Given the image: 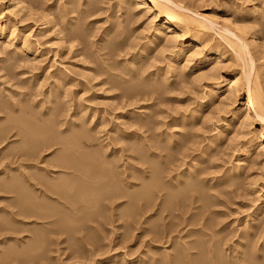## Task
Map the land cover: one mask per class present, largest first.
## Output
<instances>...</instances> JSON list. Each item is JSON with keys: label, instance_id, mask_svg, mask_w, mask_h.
<instances>
[{"label": "rangeland", "instance_id": "obj_1", "mask_svg": "<svg viewBox=\"0 0 264 264\" xmlns=\"http://www.w3.org/2000/svg\"><path fill=\"white\" fill-rule=\"evenodd\" d=\"M176 2H179L180 6H184L189 9L187 12L194 17H199V15H207L206 17H209L210 15H215V17L217 16V18H214L215 21L217 19L218 24H221L222 22V18L220 20L218 16L223 17L224 15H227L230 20H232L233 17H238L239 19L241 18V20L244 21V24L247 25L248 31L250 32L249 34H255L256 36H258V46H250L249 50L254 58V71L257 72L256 74L257 76H259L258 79L264 92V0H176ZM24 3H26L27 5H25ZM21 4L22 6H20ZM21 4L18 6V12L23 13H18L16 16V20L18 21L20 18L23 19V17L26 20H24L25 22L23 21V25L18 26L19 32L15 38L14 44H17L26 36H28L32 48L30 49V51L24 52V54H18V63H16L19 65V63L24 62V64L22 63L23 67L19 68V66L22 65L20 64L19 66H17V68L19 69L15 68V61H10L9 59L10 53L7 52L12 51L14 44L9 43L11 47L9 45V47L7 46L6 49V47L4 46H6L8 42H6V39L0 38V51H2L4 55L6 52V54L9 56V58L7 55V57H4L0 52V61H2V63L6 61L7 64L9 61L14 62V69L13 67H11L10 70L8 68L3 69L2 67H4V65L0 67V92L10 98L9 103L11 104L19 101L17 104L21 105V102H26L24 104V107L30 109L31 112H35L38 110V108L45 107L46 102L50 100L51 95L49 94V92L56 86L53 83L54 77H61L62 82L61 84H58L57 93L53 95V97H56V99L54 98L56 102L54 101L51 104V106L53 107L55 105H61L60 113L62 114H59L61 117L59 116L60 118H58L61 121H64H62L63 124L61 126L54 127L56 131H58L60 127L61 129H65L66 127L70 126L71 123L72 124L70 127L71 129H73L76 127V124L79 123L93 136L97 135L101 137V140H104V142L108 143V145L110 144L108 146L109 149H120L118 155L115 156V160H120L117 163L119 164V166L121 165L120 170L124 169V177H129L132 174L134 176H131L133 178V181H135L136 179L135 182L137 183L140 182L139 179H142L144 175H148V173H146L148 172V168L146 169V167L148 166V164H146V160L150 157V159H153L155 162L159 160L161 161L160 158H162L163 160L166 159L164 161L162 160V162H164L163 165L168 164L167 161H171V165H167L169 168L168 170L170 172L173 168L175 169L171 171V174H169L180 175L179 172L182 168L180 163H182V161L186 162L190 160V158H192L194 154L196 155L199 152V143L200 146H204V144L206 145L209 139L214 138L215 136L218 137L217 143L214 144V146L212 147V151L210 152L212 155L209 154L210 156H207L205 158V162L200 166V170L198 171L199 173L196 177L199 179L211 178V182H214L216 176L218 178L229 168H232L235 164V166L240 167L238 168L240 174L234 180L229 179V177L231 176L230 174L227 175V177L223 180V184L220 185V187L218 186V192H215V190H209V193L217 194H215L217 196V199H210L211 201L207 199V202L204 200L198 202L194 199L198 196V194L195 191H191L192 193L189 192L190 197H188V193L186 195L187 203H182V205L183 207H185V205H188L189 203V205L185 207L186 209H189L187 211V215L202 212V215L204 214L202 217L203 219L205 218L204 222H207V224H209V226L211 227V231H219L217 232V234H215V236L218 237L215 239H220L219 241L222 242L220 243L217 240L216 242H218V244L216 242L213 243L217 246V248L228 250V247L238 246L236 245L238 241H246L247 244L250 243L249 245L254 243L253 245L255 247L254 251L256 255H253L250 250L248 251L247 249H244V252L242 253L243 257L249 258L251 257V255H253V257L250 258L251 261L245 262L244 264H264V260H262V258L264 259V254L261 251V247L262 245H264V205L261 206L263 208L260 207L257 210L255 215H253L254 217L251 215L254 207L261 203V198L264 193V144H262L263 146H261V144L255 145L245 159L239 157L242 149L245 146V140L248 137L252 136V133L256 134L257 132H259L261 126L264 127V122H262L259 117L256 116L251 110V115H249L250 118L246 117L248 119V124L243 126L242 129L241 127L239 129L238 122L241 121L242 117L240 119H238V116L236 117L235 115V118L232 117L234 109L239 108L242 111L244 105L243 103L246 99L242 86L243 80H241L243 79V75L241 74V67L244 64V61H242L240 57L236 56V54L227 45L225 39L222 38L220 33H218L217 30L211 29L210 31H205L206 33L204 32V34L203 32L200 33V35L198 33L196 34L195 30L192 29V27H188V29L186 28L183 32L184 34L182 32V35L179 33L180 37H177L178 35H176L177 38H175V33L172 34L170 32H165L164 36L162 35V37L160 36L159 38L154 39V41L152 39L154 30L153 28L157 27L158 24L162 22V17L158 15L153 16L155 14V10L153 8L150 9L142 7V5H140L138 1L134 0H27ZM226 4L228 6H225ZM7 6L8 0H0V15H2V23H7L5 24V26L8 25V22L13 20V17L8 16V14L5 13V11H7ZM27 7L28 9H30V12L29 10L25 11ZM20 9L22 10L20 11ZM24 13H26V16ZM20 15L23 17H21ZM151 15L156 19L151 17ZM214 18L211 19L214 20ZM46 20L48 21V23H45ZM111 21L112 23H114V27L112 28L114 32L110 31L108 32V34H105L104 30H106L107 27L111 26ZM64 25H68L69 27L64 28ZM123 25L125 26V28H122ZM118 26L120 27V29H118ZM115 27L117 28L114 30ZM121 28L124 30H122ZM79 30L82 32L79 33L81 39L79 36L74 37L72 34L76 31L79 32ZM65 33L67 34L66 40L68 42L65 41L62 43L60 41V37ZM193 33H195L196 35H200V37L202 36V45L198 50L199 53H194L197 56L191 54V56L189 57L188 51H193V48L190 45H187L185 50H183L180 55L177 56V51L181 49L182 43L189 42L195 37V34ZM71 34L72 36H70ZM82 34H85L87 36L83 37ZM102 34L104 36L109 35L110 38H107V40ZM166 35H169V38L170 36H172L174 39H176L175 41H177L174 43L173 40V43L175 44L174 47H176L173 48L174 50L172 49V51L171 49H169L171 51L170 53L169 50H161V48L167 46V43L165 42L166 40H163L165 38L168 39L167 37H165ZM119 36L121 38L124 37V40L120 45H118V48L111 42L114 40V38H117ZM203 36L208 43L204 41L205 39L203 38ZM70 37L72 38V40ZM162 41H164L165 43H163ZM135 42L136 44L138 43L137 46ZM3 43H5L4 46ZM133 43L136 48L134 47V45L132 46ZM151 45L154 47L152 48ZM159 45H161L162 47H160ZM157 46L160 48L159 50ZM130 47L132 50L134 49V51H132ZM4 49H6V51ZM144 50L145 54L143 52ZM160 50L161 52L163 51V58L160 59L161 61L159 60V55L158 58L155 57ZM164 50L167 51V54L166 52H164ZM200 50H202L203 52H201ZM112 51L114 54L112 53ZM164 53L165 55H163ZM186 53H188V56ZM26 54L27 57L25 56ZM216 54L219 55L220 58ZM21 55L24 57L23 59L21 58ZM148 55H150V57H148ZM192 55L194 56V58L191 60V57H193ZM144 57H148V60L147 58L146 60H144ZM189 58L190 61L188 62ZM18 59H22L23 61L19 62ZM171 59L174 62H172ZM184 59H186V62L184 61ZM214 59H218L219 61H217L220 64ZM7 64L5 63V67ZM145 65L147 66V68L145 67ZM181 65L186 66V68H181ZM177 66L179 67V69ZM104 68H106L107 70ZM169 68H171V70ZM183 69H185V71ZM213 69L215 70V72H213V74H215V77L213 75L214 78L212 77L213 79H211V71H213ZM4 70L10 72V76H8L9 73H5L6 71ZM176 70H178L179 72H176ZM207 71L208 73L211 72V75L208 76L209 78L205 75L207 74ZM175 72L177 75L175 74ZM170 73H172L173 75H171ZM162 75H167V77L164 76L165 78H161ZM237 77L240 78L236 80V92L233 96L229 97V95H227V92L223 93L224 90H222L214 97V99L210 98L214 83L225 84L224 82H227V80H229L230 78L235 80ZM195 78L197 79V81L195 80ZM145 80L149 81L150 83L153 82V85L151 87L145 86L141 90L132 91L130 93L132 95L128 94L127 91H125L126 86L129 85L128 88H130V86H133V84H140V82L144 83ZM155 83L157 85L160 84V91L162 90L161 85L163 84V90L161 91V93L158 89H154V85H156ZM187 83H191L190 86ZM186 86L188 87V89H186ZM155 90H157L156 92L158 93L154 92ZM61 97L63 98L61 99ZM64 106L68 108H65ZM207 106L212 110H209ZM66 111L68 112L66 113ZM242 114L243 112L240 113V115ZM17 115L18 113L15 114V116ZM224 117L233 118L234 120L230 124H225L227 129L225 131L221 129V126L223 125L222 120L224 119ZM183 121L186 123H184ZM6 125L9 127L13 125V123H7ZM74 125L75 127L72 128V126ZM232 132H234L233 135ZM14 133V130H12L9 134V140L7 139L5 141V143L9 142V144H7L8 147L6 146L4 150H1V147H3L5 143L0 146V170L3 169V167H6L8 163L9 165L12 164L11 166H8L12 168H17L18 164L21 163V160L19 161L20 157L17 160V156L13 158L12 156H8L11 161L8 159V157L6 158L8 152H12L11 150L16 145L18 146L20 144V142H18L19 144H17V142L15 144L10 143L12 140L19 141V136L13 135ZM67 134L68 137H72L70 136L72 134L71 132ZM52 136L53 135H51L50 138L48 137V139H51ZM120 136L131 138L130 140H126V142L125 139L121 140ZM231 141H234L235 143ZM124 142L126 143L124 144ZM192 142H195L198 145L193 144ZM229 142H231L230 146ZM192 144L194 146H192ZM129 145L131 147H129ZM168 146H173L176 151L173 156L169 157L168 155L170 159H167V156L166 158L163 157L165 156L166 152H169L167 151ZM16 147L13 149L12 153H15V149L17 152ZM56 148L59 149L57 145H54L53 147H51V149L45 150L48 152H41V156L39 159L42 158V163L43 161H45V159L46 161L50 160L53 157L52 155L54 154V152H58ZM146 148L147 150H145ZM8 149L10 150L8 151ZM92 149L89 148L87 150ZM189 149L192 150L190 151ZM232 151L235 152L232 154ZM2 152L4 154H2ZM149 154L152 155L148 158L147 156H149ZM153 154L155 155L153 156ZM142 156L146 157V160L143 159ZM155 156H159L160 158ZM43 158L45 159L43 160ZM171 159L176 161H173ZM42 163L39 165H42ZM1 177L4 178L2 174H0V178ZM122 185L119 184L118 188L120 190L123 191L124 188V191H132L129 188V184L127 185L129 189L126 186ZM138 187L136 186V188ZM205 192L208 193V190L205 189ZM256 192L258 193L256 194ZM158 194L159 197L155 199V203H157V206L158 204H161L160 200H162L163 198V192H159ZM3 196H8V194H3L0 192V208L4 207L3 209H7L8 201L1 199V197ZM124 200L125 198L118 201H121L119 203L123 202L125 204L126 200ZM189 200L191 202H188ZM252 202L254 206H252ZM157 206H155L151 212L145 213L141 218H138V223H131L130 221L129 223L128 221L125 222L123 216H120L121 218H118L117 214L120 211V208H118L115 210L113 209V211H104L107 214L102 213V211L100 210L101 216L103 217L99 215L95 218V216L100 213L92 217L94 221H96L97 219L101 220V222L98 221L97 223L91 220L92 222H83V224L81 223L74 225L72 226V228L69 226H65L66 229L65 227L62 228L65 230H63V233L62 230H60L61 228L54 231L56 232L55 234L52 231V228H54L53 225H46L47 228L43 225V227H45L44 230L46 239L44 240L45 243H43L42 246V248L44 249L38 251H36L31 246H29V248L28 245L33 239L34 233L32 231L37 229V227L40 228L41 221H33V218H26L23 219L25 223L22 222L23 220L21 222H18L19 224L15 222V226L13 225L14 222L10 221L9 218H6L7 220L5 219L4 221L8 223L12 222V224L10 223V225L13 226V229L0 226V264H148L152 258L158 257V255H160L163 247L168 248L170 246V241L166 239L167 237L159 239L158 234H155L154 232L151 233L150 231L146 232V230H144L145 227L149 228L150 224L155 225V222L157 226H164L167 222H169V220H173L172 217L168 216L169 213L167 212V210L163 212L164 214L162 213V216L158 215L157 213L155 216L154 212L159 209V207ZM198 207L201 208L199 209ZM15 208H17V205H15ZM206 208L208 209V211ZM11 209L15 210L14 207H11ZM172 213H176V211ZM149 215L152 217L146 220L148 221L146 223L144 219ZM164 215L167 216L164 217ZM250 217H252L253 219ZM254 218L257 219L255 220ZM153 221L154 223H152ZM130 223L131 226H127ZM199 225L200 224L194 227L199 228ZM184 228L182 225L178 227V230L183 229V231L185 232L186 229L188 230L190 228V226H186ZM149 229H151V226ZM75 230H77L79 233H76ZM183 231H181V234H184ZM58 232L60 235L58 234ZM174 235L175 233H173L171 236ZM258 235H260L261 238ZM69 237H72V240ZM243 238L247 239L244 240ZM86 241H89L90 243ZM238 248L239 246L237 247V249ZM260 255L261 260L259 259L254 262L252 261V259L255 260L254 258Z\"/></svg>", "mask_w": 264, "mask_h": 264}, {"label": "bare ground", "instance_id": "obj_2", "mask_svg": "<svg viewBox=\"0 0 264 264\" xmlns=\"http://www.w3.org/2000/svg\"><path fill=\"white\" fill-rule=\"evenodd\" d=\"M24 1H27V0H8V6L6 8L7 11H5V13H7L8 16L13 17V20L8 22V25L5 26V24H7V23H5V24L2 23V21H3L1 19L2 15H0V38L6 39V42H8V44L6 46H4L6 42L3 43V46L6 47V49H7V46L9 47V45L11 43L14 44L15 38H16L18 32H19V27L18 26L19 25H23L24 24L23 21L26 20L21 15L20 16L23 17V19L20 18L18 21L16 20L17 14L20 13V12H18V6L21 3H23ZM134 1H138L140 3V5H142V7H146V8H150V9L153 8L155 10V14L153 16H157L158 15V16L162 17V22L160 24H158L157 27L153 28L154 29L153 30V37L151 36L153 40L159 38L160 36L162 37V35L164 36L165 32H170L172 34L175 33V38L180 37L179 33L180 34H181V32L183 33L186 28L188 29V27H192V29L195 30L196 34L197 33L200 34L202 32L204 34L205 31L207 32V31H210L211 29L217 30L218 33H220V35L222 36V38L225 39V41L227 42V45L230 47V49L236 54V56L240 57L241 60L244 61L243 62L244 64L241 67V74L243 75V79H241V80H243L242 81V86H243V90H244L246 99H245V102L243 103L244 105H243L242 111L239 108L234 109L233 113L231 112L233 114L232 117H234V115L236 117L238 116V119H240L242 117L241 121L238 122L239 129H240V127L242 129L243 126L248 124V121H247L248 119L247 118L249 117V115H251V112H250L251 110L256 116L259 117V119L262 122H264V92L262 90L260 81L258 79L259 76H257V74H256L257 72L254 71L255 70L254 69V60H253L254 58H253V56H252V54H251V52L249 50L250 46H253V47H257L258 46V44H257L258 36H256L255 34H249L250 32L248 31V27H247L246 24H244V21H242L241 18L239 19L238 17H233L232 20H230L227 15H224L223 17H219L218 16V18H220V20L222 18L221 24H218L217 19L215 21V18H217V16L215 17V15L214 16L210 15L209 17H206L207 15H199V17H194V16L190 15L187 12L189 9H187L184 6H180L179 2H176V0L175 1L174 0H134ZM24 4L27 5L26 3H24ZM227 4L225 6H228ZM28 5H29V3H28ZM221 5H223V4H221ZM20 6H22V4ZM223 8H224V6H223ZM21 10L22 9H20V11ZM27 10H29V12H30V9H28V7L26 8L25 11H27ZM21 13H23V12H21ZM24 14L26 16V13H24ZM28 15H31V14H28ZM153 16L151 15V17H153ZM195 16H197V15H195ZM211 16H213V17H211ZM153 18H155V17H153ZM211 18H214V20L211 19ZM230 18H231V16H230ZM47 20H48V18H47ZM47 20L45 21V23H48ZM111 23H112V21H111ZM113 24L114 23H112L111 26L107 27V29L104 30L105 34H108V32H110V31L114 32L113 29H112L114 27ZM45 25H47V24H45ZM68 27H69L68 25H64V28H68ZM116 28L117 27H115L114 30ZM122 28H125V26L123 25ZM118 29H120V27ZM122 30H124V29H122ZM80 32L81 31L79 30V32L76 31L75 33H72V34H73L74 37H78L80 35L79 34ZM66 33L63 34V35L60 34L61 35L60 41L62 43L67 41L66 40V38H67V34ZM68 33H69V31H68ZM102 33H103V31H102ZM72 34L70 36H72ZM172 34H170V35H172ZM193 34H195V33H193ZM196 34H195V37L193 39H191L190 41L187 40L189 42H183L182 43L181 49L180 50L177 49L178 50L177 51L178 54H176L177 56L180 55V53L183 50H185L187 45H190L193 48V51L192 50L188 51L189 57L191 56V54H193L194 56H197L195 54H198L199 53L198 50L201 48V45H202V38L201 37L202 36L200 37L201 34L200 35H196ZM82 35H83V37L87 36L85 34H82ZM109 35H110V33H109ZM109 35H107V36L103 35V36L107 39V38H110ZM176 35H178V36L176 37ZM165 37H167L168 39L165 38L163 40L164 41L166 40L165 42L167 43L166 45L168 46V48H167V46L163 45L165 47L161 48V50H163V49H166V50L171 49V51H172V49L176 47V46L174 47V45H175L174 43L177 42V41H175L176 39H174L172 36H170V38H169V35L168 36L166 35ZM123 38H121L120 36L117 37V38H114V40L111 43L118 47V45H120L121 42L124 40ZM203 38L205 39L204 36H203ZM80 39H81V37H80ZM29 40L30 39L28 38V36H26L24 39H22L17 44L15 43L13 48H12V51L11 52H7V53H10V58L5 52L6 49H4L5 50L4 51L5 55H4V53H2V51H0V52L3 54L4 57L7 55L8 58L10 59V61L11 60L15 61L14 66L16 65L15 68H17V66H19L20 64H22V63L24 64V62H21V61H23L22 59L24 58L22 55H21L22 59L21 60L18 59L19 62H21V63H19V65L17 64L18 63L17 58L19 57L18 54L19 53L20 54H22V53L24 54V52H28V51H30V49H32ZM71 40H72V38H71ZM173 40H174V43H173ZM164 41H162V42L165 43ZM204 41L206 42V39ZM145 43H148V42H145ZM206 43H208V42H206ZM218 43H220V42H218ZM135 44H136V42H135ZM137 44H136V46H137ZM133 45H134V43L132 44V46ZM161 45H159V46L162 47ZM205 46H203V47H205ZM10 47H11V45H10ZM134 47H135V45H134ZM153 47L154 46H152V48ZM0 49H1V46H0ZM130 49H131V47H130ZM159 49L160 48L158 47V50ZM145 50L143 51L144 54H145ZM161 50L158 51V54L156 53L157 56L154 55L156 58H158L160 56L159 60L161 58H163L162 57L163 51L161 52ZM166 50H164V52H166V54H167ZM132 51H134V49ZM171 51L169 50V53ZM200 51L203 52L202 50H200ZM190 52H192V53H190ZM112 53H113V51H112ZM139 53H140V51H139ZM188 53H186L187 56H188ZM144 54H143V56H144ZM211 54H212V52H211ZM150 55H148V57H150ZM163 55H165V53ZM208 55H210V54H208ZM25 56L27 57V54ZM194 56L191 57V60L194 58ZM217 56L219 57V55H217ZM148 57H146L147 60H148ZM146 58L144 60H146ZM165 58H166V56H165ZM0 60H1V58H0ZM200 60H199V62H200ZM214 60H216V59H214ZM10 61L8 62V64H7L6 61L3 62L4 64L2 63V61H0V63H1L0 67H2V65H4V67H2L3 69L4 68H6V69L8 68L10 70V68L13 67V63H14V62H10ZM184 61L186 62V59H184ZM189 61H190V58H189L188 62ZM172 62H174V61L172 60ZM5 63L7 64L6 67H5ZM204 63H205V61H204ZM212 63H214V62H212ZM23 64L21 66H19V68L23 67ZM200 64H201V62H200ZM146 65H145V67L147 68ZM165 66H166V63H165ZM217 66H218V64H217ZM19 68H17V69H19ZM167 68H168V65H167ZM171 68H169V69L171 70ZM181 68H186V66L183 65ZM13 69H14V67H13ZM17 69H15V70H17ZM104 69H106V68H104ZM178 69H179V67H178ZM214 69H215V67H214ZM214 69H213V71H211L212 73L210 72L212 75L210 73H208L209 70L207 71V74H205V75L207 77L209 75H211V79H213L215 77V74H213V72H215ZM183 70L185 71V69H183ZM211 70H212V68H211ZM4 71H6L5 73H9L8 76H10V72H8L7 70H4ZM176 72H179V71L176 70ZM176 72H175V74H176ZM181 72H182V70H181ZM170 74L173 75L172 73H170ZM181 74H183V73H181ZM181 74H179V75H181ZM167 75L166 76L162 75L161 78L164 77V76L167 77ZM213 75H214V77H213ZM192 77H194V76H192ZM196 78H195V80L197 81ZM239 78L237 77L235 80L230 78L229 80H227V82H224L225 84L214 83L212 92L210 94V98L214 99V97L218 93H220L222 90H224L223 93L227 92V95H229V97L233 96L234 93L236 92L235 91L236 90L235 89V83H237L236 80L239 79ZM53 80H54L53 83L56 86L54 88H52V90H50V92H49V94L51 95L50 96V100H48L46 98L48 101L47 102L44 101V102H46L45 107L38 108V110L35 111V112H31L30 109H27V107L26 108L24 107L25 106L24 104L26 102L25 103L21 102V105L17 104L19 102L18 99H17L18 102L10 104L9 103V101H10L9 99L10 98H8L6 95H4L2 92H0V146H2L7 139L9 140V137H10L9 134H10V132L12 130H14L15 133L13 135L19 136V139H18L19 141H16V140H12L11 141L10 140L11 141L10 143L11 144H15L17 142V144H19L18 142H20V144L18 146L16 145L17 147L15 146L17 148V152H16V149H15V153H12L13 149L15 147L14 148L12 147L13 148L11 150L12 152H10L9 151L10 149H8L9 152L6 155V158L8 156H12V158L17 156L16 157L17 160H18L19 157H20L19 161L21 160V163L18 164L19 167L17 166V168L8 167V166L12 165L11 163H10L11 165H9V163H8L7 166L5 165L7 167V169H6V167H3V169L0 170V174H2L3 177H4V178H2V177L0 178V192L3 193V194H8V196L1 197V199L5 200V201L7 200L8 203H7V209H3L4 207L0 208V226L8 227L9 229L10 228L13 229V226L10 225V223L12 224V222H14L13 225L16 226L15 222H17V223L21 222L23 219H26V218H28V219L29 218H33V221L40 220L41 221V223H40L41 226H40V228L37 227V229L34 230L35 232L32 231L34 233V235H33V239L31 240L30 244L28 245V247L31 246L36 251L43 250L44 248H42V246H43V243H45L44 240L46 239V234H45V230H44L45 227H43V225L44 226H46V225L52 226L53 225V227H54V228H52L53 232L56 231V230H59L61 228L60 230H62V233H63L64 229H62V228H64L65 226H69V227L72 228V226L77 225V224H81V223L83 224V222H87V221L92 222L91 221V220H93L92 217L94 215L98 214V213H100V214L96 215L95 218L97 216H99V215L101 216V211H102V213H105L107 210H112L113 211V209L115 210V209H118V208H120V211L117 210V211H119V213L117 214L118 218L120 216L121 217L123 216L124 219H125V222L128 221V223H129V221H130L131 223H134V222L139 221L138 218H141L145 213L151 212L153 210V208L155 206H157L156 205L157 203H155V201H156L155 199H157V197H159V194H158L159 192H163V195H162L163 198H162V200H160L161 204H158V206H157V207H159V209H157L154 212V214H155V216H156V213L158 215L162 216V213L167 210V212L169 213L168 216L172 217V219L174 221L173 220H171V221L169 220V222H167L164 226L163 225L162 226L159 225L158 224L159 222L157 223L159 226H157L156 222H155V225L154 224H150L151 229H149L150 228V226H149V228L145 227L144 230H146V232L150 231L151 233L154 232L155 234H158V236H159L158 238L159 239H163V238L167 237L166 239L168 241H170V246L168 248L167 247H163L162 251L160 250L161 251L160 255H158V257L152 258L149 261L148 264H244L245 262L251 261L250 258L253 257V255L255 254V251H254L255 247L253 245L254 243H252L251 244L252 246H251V245H249L250 243L247 244L246 241H244V242L238 241L236 245H238L240 249L239 248L237 249L238 246H236V247H233V246L232 247H228L229 248L228 249L229 252H228V250H222V248H220V249L217 248V246L215 244H213V243L216 242L217 240L218 241L220 240V239H217V240L215 239V238H218V237L215 236V234H217V232H219V231H211V229H210L211 227L209 226V224H207V222L206 223L204 222L205 218L203 219L202 216L204 214L202 215V212L201 213L200 212L199 213H192L191 215H187V211L189 209H186L185 207H187L189 205V203H188V205H185V207H183V205H182V203L183 204L187 203L186 202L187 201V197H186L187 193H188V197H190L189 192L192 193L193 191H195L198 194V196L194 198L198 202L199 201H203V200L207 202V199H209V200L210 199H217V196H216L217 194L216 193L211 194V193H209V190H215V192H218L219 191L218 186L220 187V185L223 184V180L227 177V175L230 174L231 176L229 177V179H233L234 180L240 174V171L238 170V168H240V167L235 166L236 165L235 164L232 168H229L226 172L223 171L224 173L223 174L221 173L222 175L219 176L218 178L216 176V179H215L214 182H211V180H212L211 178L210 179H205V178L204 179H201V178L199 179V178L196 177L198 175V173H199L198 171L200 170V166L205 162V158L207 156H210L209 154H211L210 152L212 151V147L214 146V144L217 143L218 137L215 136L214 138L209 139L208 142L206 143V145L204 144V146H200V143L198 142L199 143V146H198L199 147L198 148L199 152L196 155L194 154V156L192 158H190V160H188L186 162H183L181 160L182 163H180V165L182 166V168H181V170L179 172L180 175L179 174L170 175L172 173L171 171L174 170L175 168H173L169 172V170H168L169 168H168L167 165H169L171 161L170 162L167 161L168 164H166V162H165L166 165H163L164 162H162L163 159L159 157L160 155L159 156H155V157H159L161 159V161L159 160L157 162H155L153 159L152 160L150 159L151 158L150 156L152 154H149V156L146 155L148 158L150 157L147 160H146V157L142 156L143 159H145L147 161L146 164H148V166L146 167V169L148 168V172H146V173H148V175H144V176L142 175L143 176L142 179L138 178L141 183L140 182L137 183V182H135L136 179H135V181H133L132 177H134V176L132 174H131L132 177L131 176L124 177V175H123L124 169L122 168L123 170H120V168H121L120 166L121 165L119 166V164L117 163L120 160H117V161L115 160V156L118 155L120 149H116V148L109 149L108 146L110 144L108 145V143L104 142V140H101V137H99L97 135L93 136L89 131H87L79 123L76 124V127H75V125L72 126V128L75 127V128H73L74 130L71 129V127H70L71 124H72L71 123L70 126L66 127L65 129H61V127H60V129H58V131H56V129L54 127H59V126H61L63 124L62 123L63 120L61 121L59 119L61 117L59 114H62V113H60L61 112V105H55L53 107V106H51V104L54 101L56 102V100H55L56 97H53V95H55L57 93L58 84H61V82H62L61 80L62 79H61V77L60 78L59 77H54ZM110 82H111V80H110ZM122 83H123V81H122ZM190 84H188V85L190 86ZM152 85H153V82L150 83L149 81L145 80L144 83L140 82V84L139 83L133 84V86H130V88H128L129 85L126 86V90L125 91H127V93L130 94L132 91L141 90L145 86L146 87H151ZM156 85H154V89H158L159 90L160 84H158L157 86ZM15 86H17V85H15ZM162 86H163V84L161 85V89L163 90ZM186 89H188V87ZM156 91L157 90H155L154 92H156ZM161 91H160V93H161ZM156 93H158V92H156ZM166 94H167V92H166ZM191 94H193V93H191ZM130 95H132V94H130ZM196 96H197V94H196ZM62 98L63 97H61V99ZM11 99H13V98H11ZM16 106H18V107H16ZM28 106H29V104H28ZM40 106H42V105H40ZM65 108H68V107H65ZM208 109H209V107H208ZM209 110H212V109H209ZM67 112L68 111H66V113ZM242 112H243V114L240 115V113H242ZM16 113H18L17 116H15ZM64 117H66V116H64ZM222 121H223V125L221 126V129L225 131V130H227L225 124L226 125L230 124L234 120H233V118L224 117V119ZM7 123H9V124L13 123V125L8 127L6 125ZM131 123H133V122H131ZM184 123H186V122H184ZM139 125H141V124H139ZM69 132L72 133L70 135L72 137H68L67 133H69ZM151 132H152V130H151ZM233 134H234V132H232V135ZM51 135H53L52 138L48 139V137L50 138ZM238 135H240V134H238ZM114 136H116V135H114ZM247 136H248V134H247ZM192 137H194V136H192ZM130 138L131 137L120 136V139L121 140L125 139V141L126 140H130ZM115 140H114V142H115ZM118 141H119V139H118ZM188 141H190V140H188ZM228 141H229V139H228ZM126 142H124V144ZM231 142H234V141H231ZM231 142H229V146H230ZM7 144H9V142L5 143L4 146L1 147V150H4L5 147L7 146ZM136 144H138V143H136ZM193 144H197V143L194 142ZM193 144H192V146H194ZM244 144H245V146H244V148L242 149V151H241V153L239 155V157L242 158V159H245L247 157V155L252 151V149L254 148L255 145L261 144V146H263L262 144H264V127L261 126V128L259 129V132H257L256 134L252 133V136L248 137L245 140ZM54 145L58 146L59 149L56 148L58 150V152H56V153L54 152V154L52 155L53 157L50 160L46 161V159L43 158V160L45 159V161H43V163H42V158L39 159L40 156H41L40 155L41 152L44 153L45 150L51 149V147H53ZM232 145H234V144H232ZM126 147H127V144H126ZM129 147H131V146L129 145ZM89 148H91V149L93 148V149L92 150H87ZM192 148H194V147H192ZM145 150H147V148ZM155 150H156V148H155ZM167 151H169L168 153H170V154H168L166 152L165 156H163L164 158H166V156H167V159H170L169 157L173 156V154L176 152L175 148H173V146H168L167 147ZM45 152H48V151H45ZM143 152H145V151H143ZM234 152L232 151V154ZM5 153H7V152H5ZM2 154H4V153L2 152ZM188 154H191V153H188ZM154 155L155 154H153V156ZM168 155H169V157H168ZM135 156H137V155H135ZM153 156H152V158H153ZM174 157H176V156H174ZM8 159L10 160L9 157H8ZM116 159H117V157H116ZM178 159H177V161H178ZM207 159H209V158H207ZM164 160H166V159H164ZM171 160H173V159H171ZM173 161H176V160H173ZM41 163H42V165H39ZM236 163H238V162H236ZM161 165H162V167H161ZM130 167H133V166H130ZM176 167H177V165H176ZM31 170H34V171H31ZM125 170H126V168H125ZM132 170H134V169H132ZM213 170H214V168H213ZM176 171H177V169H176ZM10 173H12V174H10ZM214 173H216V172H214ZM195 177H196V179H195ZM128 179H129V181H128ZM119 184H121V185L123 184L126 187L129 184L130 185L129 188L132 191H130V190L128 192L124 191V188H123V191L120 190L118 188ZM136 186L137 187L139 186V187L136 188ZM253 187H255V186H253ZM202 189H204V190H202ZM205 189L208 190V193L205 192ZM238 191H240V190H238ZM253 193H255V192H253ZM257 193L258 192H256V194ZM123 198H125V200H126L125 204L123 202L119 203L121 201H118V200L123 199ZM261 199H262L261 203L254 207L252 213L250 212L252 216L255 215L257 210L262 205H264V193H263V196H262ZM188 202H191V201L189 200ZM5 205H6V202H5ZM15 205H17V208H15ZM252 206H254L253 202H252ZM11 207H14L15 210L11 209ZM198 208L200 209L201 207H198ZM261 208H263V207H261ZM175 211H176V213H172V212H175ZM207 211H208V209H207ZM204 212H206V211H204ZM105 214H107V213H105ZM165 216H167V215H164V217ZM101 217H103V216H101ZM151 217L152 216L149 215L144 220L146 221V220H148ZM6 218H9L10 221H12V222L8 223V222L4 221ZM250 218H252V217H250ZM99 219H101V218H99ZM254 219L256 220L257 218H254ZM98 221L101 222V220H97V219H96V221L93 220V222H97V223H98ZM154 221L152 223H154ZM22 222L25 223L24 220ZM147 222L148 221H146V223ZM131 223L128 224L127 226H129V225L131 226ZM198 224H200L199 225L200 227L199 228H195L194 226H196V225L198 226ZM182 225H183V228L186 227V226H190V228L188 230L186 229L185 232L183 231V229L178 230V227L182 226ZM46 228H47V226H46ZM257 228H258V226H257ZM65 229H66V227H65ZM252 229H253V226H252ZM258 230H259V228H258ZM181 231H183L184 234H181L182 233ZM75 232L77 233L78 231L75 230ZM54 233L56 234V232H54ZM173 233H175V235L171 236ZM58 234H59V232H58ZM155 234H154V236H155ZM256 236H257V234H256ZM258 236L260 237V235H258ZM245 239H247V238H245ZM241 240H242V238H241ZM48 242H49V240H48ZM86 242H89V241H86ZM216 243L218 244V242H216ZM223 244H224V242H223ZM21 246H22V244H21ZM244 249H247L248 251L250 250V252L253 255H251V257H249V258L243 257L242 253L244 252ZM261 251L264 254V245H262ZM3 253H5V252H3ZM260 257H261V255L258 256V257H255L254 258L255 260L252 259V261L253 262L257 261V260L260 259ZM40 260H41V258H40ZM262 260H264V259L262 258ZM145 261H146V259H145ZM37 262H38V260H37Z\"/></svg>", "mask_w": 264, "mask_h": 264}]
</instances>
